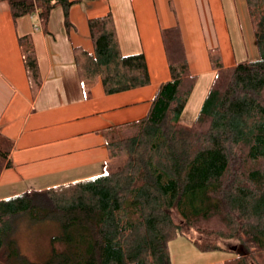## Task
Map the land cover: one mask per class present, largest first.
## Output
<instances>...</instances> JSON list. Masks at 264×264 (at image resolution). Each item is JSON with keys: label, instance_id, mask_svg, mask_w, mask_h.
I'll list each match as a JSON object with an SVG mask.
<instances>
[{"label": "trees", "instance_id": "obj_1", "mask_svg": "<svg viewBox=\"0 0 264 264\" xmlns=\"http://www.w3.org/2000/svg\"><path fill=\"white\" fill-rule=\"evenodd\" d=\"M14 20L39 17L79 0H0ZM259 58L232 67L211 51L216 70L191 124L182 114L195 88L181 30L161 39L170 79L162 83L143 118L127 123L129 135L111 139L101 175L0 200V264H172L170 243L184 237L201 251L233 250L227 264H264V0H246ZM94 51L74 49L82 88L101 81L107 95L150 84L144 53H122L111 13L88 21ZM33 92L41 87L37 56L20 39ZM14 142L0 131V175L12 167ZM53 221L43 262L24 258L14 237L18 216ZM235 242L229 250L223 242Z\"/></svg>", "mask_w": 264, "mask_h": 264}, {"label": "crops", "instance_id": "obj_2", "mask_svg": "<svg viewBox=\"0 0 264 264\" xmlns=\"http://www.w3.org/2000/svg\"><path fill=\"white\" fill-rule=\"evenodd\" d=\"M79 1L69 10L70 30L61 7L44 26L37 14L14 20L0 2V131L14 142L12 167L0 175V200L103 173L109 159L107 138L146 116L159 86L170 79L162 30L180 28L190 71L197 77L182 114L186 124L196 119L214 79L211 51L220 53L224 67L259 58L246 0ZM109 13L122 53H144L150 84L107 95L99 81L88 94L80 83L74 49L94 51L88 21ZM26 37L41 78L35 93L20 45ZM179 238L191 252L187 264H227L236 257L233 250L230 256L225 250L210 255Z\"/></svg>", "mask_w": 264, "mask_h": 264}, {"label": "rangeland", "instance_id": "obj_3", "mask_svg": "<svg viewBox=\"0 0 264 264\" xmlns=\"http://www.w3.org/2000/svg\"><path fill=\"white\" fill-rule=\"evenodd\" d=\"M128 131L129 129L127 127H123L119 132L112 134L109 138L111 140L127 136L130 134ZM61 232L62 229L59 223L53 221H34L27 213H24L18 216L15 222L14 237L19 252L24 258L30 262H43L47 260L51 254L52 237L60 235ZM180 239L181 238L178 240L175 239L170 243L173 264H187L191 256V252L188 248L189 246H187L185 242H182L184 240ZM189 242L192 241L190 240ZM222 244L225 248L230 250L236 243L228 241ZM214 252L217 253V251H210V255ZM228 255L230 256V251ZM174 259L177 262H175Z\"/></svg>", "mask_w": 264, "mask_h": 264}]
</instances>
